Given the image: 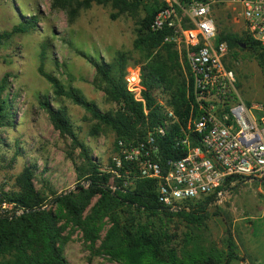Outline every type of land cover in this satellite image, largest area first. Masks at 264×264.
Here are the masks:
<instances>
[{
  "label": "trees",
  "instance_id": "16d2710c",
  "mask_svg": "<svg viewBox=\"0 0 264 264\" xmlns=\"http://www.w3.org/2000/svg\"><path fill=\"white\" fill-rule=\"evenodd\" d=\"M94 4L109 6L115 11L111 14L112 19L128 15L137 20L132 46L143 60L136 64L141 63L144 104L136 102L126 90L124 76L130 57L125 52H117L111 62L78 53L94 67L93 85L115 105V110L99 111L78 89L65 88L54 75L44 70L41 63L38 74L51 85L54 98H65L91 115L96 121L91 136L104 130L113 133L116 151L118 142L133 147L155 127L162 125L166 120L164 106L171 108L180 124L185 126L189 112L187 92L190 91V81L187 82L185 77L187 65L180 62L181 53L174 45L163 43L167 32L150 30L163 4L147 8L144 0H51V8L65 11L70 23L81 10ZM140 10L144 12L141 18L138 15ZM26 29L19 26L13 32L22 33ZM218 41L225 42L228 49L245 45L252 50L264 77V46L247 34L238 37L218 33ZM40 105L53 128L61 137L70 140L72 149L79 150L83 165L75 168L76 177L87 186L77 183L72 191L59 195L50 191L53 197L48 199L34 186L35 167L27 165L15 178V189L4 191L0 188V203L10 206V210L0 211V264H68L64 248L69 240L65 235L69 226L81 232L83 241L95 254L121 264H230L237 258L230 232L226 239V253L210 250L196 257L185 252L186 246L174 243L176 235L168 233L162 222L178 217L187 228H203L210 218V208L215 206L213 197L183 201L177 211H170L158 201L154 180L134 177L133 172L128 175L129 179H125L124 169H115L111 163L110 168L101 171L90 149L78 139L65 108H54L47 96L42 97ZM8 118L7 101L2 99L0 90V127L8 123ZM178 131L179 125L175 124L157 140L161 157L173 156L171 146ZM234 180L237 185L244 182L242 178ZM110 185L115 187L114 191ZM17 211L21 213L16 215ZM104 221L108 227L101 238Z\"/></svg>",
  "mask_w": 264,
  "mask_h": 264
},
{
  "label": "rangeland",
  "instance_id": "374dc122",
  "mask_svg": "<svg viewBox=\"0 0 264 264\" xmlns=\"http://www.w3.org/2000/svg\"><path fill=\"white\" fill-rule=\"evenodd\" d=\"M144 4L148 8L162 5L163 0H144ZM215 8L218 33L246 34L236 14L239 6L221 3ZM113 13L109 6L94 4L81 10L70 23L65 11L51 8V0H0V90L9 113L8 123L0 127V188L4 191L15 189V178L27 165L35 167L34 186L48 199L53 197L50 191L56 195L68 193L77 183H83L77 180L75 171L83 165L79 150L72 149L70 140L53 128L40 105L43 96L54 108H65L78 139L90 149L101 171L109 168L117 152L113 133L104 130L91 136L96 121L69 100L54 98L51 85L37 69L42 63L47 73L65 88L78 89L99 111L115 110V105L93 85L94 67L78 54L111 62L117 52H125L130 59L124 80L132 71L140 73L141 63H136L143 60L132 46L137 20L128 15L112 19ZM138 15L143 17V10ZM19 26L27 27L26 31L13 32ZM228 50L226 64L235 74L237 96L247 106L264 104V77L252 50L245 45ZM180 62L187 65L182 55ZM243 181L236 184L230 199L210 208V218L203 228H187L178 217L163 219L167 232L176 235L174 243L186 246L185 252L196 257L210 250L226 253L230 232L237 256L230 264H264V184ZM107 227L104 221L101 238ZM65 235L69 237L64 248L68 264H121L95 254L77 228L69 226Z\"/></svg>",
  "mask_w": 264,
  "mask_h": 264
},
{
  "label": "built area",
  "instance_id": "2783aa9c",
  "mask_svg": "<svg viewBox=\"0 0 264 264\" xmlns=\"http://www.w3.org/2000/svg\"><path fill=\"white\" fill-rule=\"evenodd\" d=\"M221 3L239 6L236 14L246 34L264 46V0H163L150 30L167 32L163 43L174 45L188 66L186 125L162 104L164 123L133 147L118 142L110 161L115 169H124L125 179L133 172L134 177L154 180L158 201L170 211H177L183 201L207 196L214 205L223 204L232 196L234 178L264 183V104L247 106L237 96L235 74L226 64L227 44L218 41L214 12ZM125 86L144 104L138 70L125 77ZM175 124L179 131L172 141L173 156L163 158L157 140ZM6 210L10 206L0 203V211Z\"/></svg>",
  "mask_w": 264,
  "mask_h": 264
}]
</instances>
